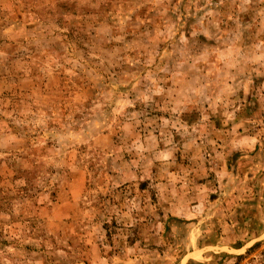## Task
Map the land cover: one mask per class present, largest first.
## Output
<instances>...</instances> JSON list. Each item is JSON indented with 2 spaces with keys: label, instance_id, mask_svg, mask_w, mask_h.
<instances>
[{
  "label": "rangeland",
  "instance_id": "obj_1",
  "mask_svg": "<svg viewBox=\"0 0 264 264\" xmlns=\"http://www.w3.org/2000/svg\"><path fill=\"white\" fill-rule=\"evenodd\" d=\"M0 264H264V0H0Z\"/></svg>",
  "mask_w": 264,
  "mask_h": 264
}]
</instances>
